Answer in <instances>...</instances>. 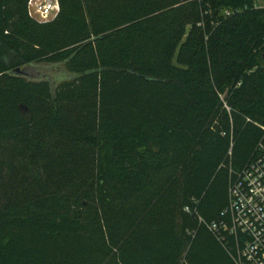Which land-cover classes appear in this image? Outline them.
<instances>
[{"label":"trees","instance_id":"1","mask_svg":"<svg viewBox=\"0 0 264 264\" xmlns=\"http://www.w3.org/2000/svg\"><path fill=\"white\" fill-rule=\"evenodd\" d=\"M27 3L0 0V264H237L211 226L264 144V8ZM41 63L68 76L10 74Z\"/></svg>","mask_w":264,"mask_h":264},{"label":"built area","instance_id":"2","mask_svg":"<svg viewBox=\"0 0 264 264\" xmlns=\"http://www.w3.org/2000/svg\"><path fill=\"white\" fill-rule=\"evenodd\" d=\"M203 3L202 15L216 14L221 18H230L242 14L250 7L264 8V0H253L249 4L221 7L206 3L207 0H194ZM61 11L60 0H28V15L39 21L48 22L55 19ZM212 24H219V19ZM204 26V22L200 23ZM260 155L240 175L230 189V205L228 211L231 223H222L220 227L211 229L220 237L228 235L239 238L237 264H264V144H260Z\"/></svg>","mask_w":264,"mask_h":264},{"label":"water","instance_id":"3","mask_svg":"<svg viewBox=\"0 0 264 264\" xmlns=\"http://www.w3.org/2000/svg\"><path fill=\"white\" fill-rule=\"evenodd\" d=\"M62 66V64H29L24 68H15L10 71V74L23 77L28 81H48L51 83L53 89L63 80H65V74H58L52 76L50 71ZM60 73V72H59Z\"/></svg>","mask_w":264,"mask_h":264},{"label":"rangeland","instance_id":"4","mask_svg":"<svg viewBox=\"0 0 264 264\" xmlns=\"http://www.w3.org/2000/svg\"><path fill=\"white\" fill-rule=\"evenodd\" d=\"M60 72V73H59ZM51 75L52 76H56L58 74H65V78L68 76L66 73H65V70L63 69V67H57L56 69H53L50 71Z\"/></svg>","mask_w":264,"mask_h":264}]
</instances>
